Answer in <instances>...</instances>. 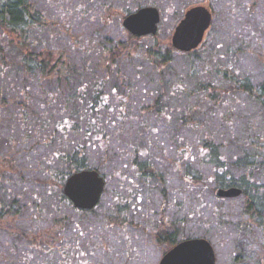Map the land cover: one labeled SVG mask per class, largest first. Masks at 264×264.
I'll list each match as a JSON object with an SVG mask.
<instances>
[{"label": "trees", "instance_id": "trees-1", "mask_svg": "<svg viewBox=\"0 0 264 264\" xmlns=\"http://www.w3.org/2000/svg\"><path fill=\"white\" fill-rule=\"evenodd\" d=\"M122 5L117 6L115 0H0V239L6 235L11 240V245L3 241L6 249L17 250L16 242L21 246L17 238L23 237L33 252L50 254L55 248L62 253L67 240L77 241L83 235L82 221L72 215L86 213L76 211L62 186L70 175L83 169H97L103 175L101 167L92 165L94 151L116 156L132 175L146 174L150 165L138 142L150 126L142 113H151L150 118L159 120L170 111L178 112L176 121L171 122L172 130L165 135L172 144L179 141L178 133L200 131L196 149L185 143L175 161L186 159L183 178L187 187L193 188L196 196L208 180H217L215 191L241 187L244 215L250 221L259 218V224L264 225V199L251 194L250 182L244 176L230 178L224 173L228 166L250 175L264 169V70L256 73L251 66L246 71L236 63L248 57L258 64L252 57L256 56L264 64V41L256 37L262 33L264 40V20L254 18L258 10L264 16V0L240 5L245 24L238 36L235 31L229 34L231 42L219 54L216 47L220 49L221 43L213 50L205 40L198 49L182 52L160 33L134 36L124 28L123 19L147 4L133 8L128 3ZM215 54L221 59H215ZM177 55L191 59L187 77L196 81L192 89L183 79L176 84L168 81ZM224 58L227 61H222ZM130 65L149 66L144 75L155 86L152 99L139 100L134 115L128 114L126 99L135 91L134 81L142 77L127 76ZM136 70L143 68L137 66ZM262 74L261 81L253 82ZM230 93L247 95L256 107L243 115L247 125L238 134L229 132L235 123L230 112L222 108ZM187 96L195 99L194 105L186 107L183 100ZM197 99L203 109L201 103L195 104ZM213 119H218L217 127L211 125ZM222 127L241 151L240 157L234 154V159L226 161L227 144L214 133ZM118 132L120 138H114L113 143L111 137ZM131 136H135V148L129 147ZM204 164L213 170L206 178L200 171ZM149 173L155 175V169ZM27 179L38 187L26 193L31 197L27 207L35 215L44 212V220H49L47 228L40 229L32 220L26 229L18 226L26 209L22 193L27 191ZM20 187L22 192L15 194L13 190ZM165 224L161 222L154 237L170 250L178 241V226L174 223L169 229ZM70 226L73 233L66 236ZM25 258L12 262L0 256V264H24Z\"/></svg>", "mask_w": 264, "mask_h": 264}, {"label": "rangeland", "instance_id": "rangeland-1", "mask_svg": "<svg viewBox=\"0 0 264 264\" xmlns=\"http://www.w3.org/2000/svg\"><path fill=\"white\" fill-rule=\"evenodd\" d=\"M244 2H248V0H115L117 6L128 3L131 8L139 4H147V6L148 4L155 6L158 4L161 11L158 33L161 37H167L166 41L169 43L175 27L188 8L197 4L208 6L214 12L211 25L214 30L209 29V36L206 35L205 40L209 44V48L213 50L218 43H221L220 49L216 47L217 54L224 53L226 50L231 42V40L228 41L231 32L235 31V36H238L237 32H241V27L245 24L243 22L245 16L240 12V5ZM257 17L264 20V16H261L259 10L254 18ZM256 37L257 39L260 38L262 42L264 41L262 33H258ZM257 39L256 46L258 47ZM252 57L258 61V64L253 61V58L248 57L236 63L240 67L243 66L246 71H248L246 67L252 66L253 72L260 73L264 70V64L256 56ZM215 59L221 58L215 54ZM189 60L191 61L184 55L176 56L173 70L170 72L172 78L168 80L169 82L176 84L183 79L189 89L196 86V81L187 77ZM222 61L227 60L224 58ZM137 66H142L143 70H136ZM255 66L256 68H253ZM138 69L140 68L138 67ZM144 70H150V67L147 65H130L126 68L127 76L140 74L142 77V80L139 78L138 81H134L135 91H132L126 99L129 115H134L139 100L149 102L152 99V94L155 93V86L150 85L149 81L146 80L145 75L147 74ZM258 76L253 79V82H259L263 79V74ZM225 97L226 100L222 108H224V112L225 110L230 112L231 120L235 123L229 132L233 131L234 134H238L241 132L242 126L247 125L242 120L243 115L250 113L256 107L251 98L243 93L237 95L230 93ZM185 98L183 102H186V107L194 105L195 99L192 96ZM168 100L169 106H172V99L168 98ZM238 101L244 104L240 105ZM201 102L197 99L195 104ZM177 103L174 101L175 107H178ZM200 109H203L202 103ZM220 112H222L221 109ZM150 115L151 113L141 114L143 117H148L146 124L150 128L142 132L141 141L139 140L138 144L142 146L140 150L143 153V158L147 159L149 165L155 169L156 174L153 176H150V173L144 174L145 182H141L143 178L134 181L138 188L135 189L136 199H131L133 206L127 208L130 209L129 211L127 209L126 212L115 211L114 209L119 203L123 204L127 200V188L131 187V185H127V180L121 175L129 177L132 176V173L121 165L122 160H118L116 156L113 158L106 155L102 156L103 152L94 151L91 154L93 156L90 157L92 165L101 167L103 176L107 180V186L101 202L94 211L84 215H78V213L72 215L74 220L82 221L83 235L77 241L67 240L66 245L62 248V253L54 248L53 253L50 252V254L42 251L39 253L31 251L27 246L29 244L28 239L23 237L17 238L19 239L18 242L21 243L19 246L16 242L17 250L6 249L5 246L3 247V241L11 245V240L6 235H1L0 256L14 262L26 255L24 264H68L70 260L69 264H159L168 249L167 245L159 243L155 239L154 234L160 222L165 221V223L172 225L177 223L178 233L176 235L178 239L188 237L208 239L216 252V264H255L254 255L259 258L260 264H264V232H260L259 227L254 225L253 219L250 221V218L244 215L245 198L222 199L217 197L214 190L217 186L216 179L208 180L203 192L198 196H196V191L193 188L187 187L188 181L183 178L186 159L183 158L182 163L175 161L182 154L184 150L182 145L185 143H189L192 150L193 147L196 149V135L199 136L200 131L189 130L184 131V134L178 133L179 141L172 144L170 138H166L165 135L167 130H172L171 122L172 120L176 121L178 112L171 113L170 111L166 117L162 116L159 120L150 118ZM211 121L214 123L211 124L214 127L219 124L218 119ZM229 132L223 127L214 132L217 136L222 137L227 144L224 148L226 161L234 159V154L237 157L241 155L236 144L230 141L232 138ZM132 135L134 134L132 133ZM116 137L120 138L119 132L111 137L113 143H115L114 138L116 139ZM144 139L149 140L144 141ZM130 142L132 144H129V147L136 146L135 136H131ZM180 160L182 161V159ZM193 164L197 168V162L193 161ZM200 171L205 173L204 178H206L213 170L212 166L204 164ZM224 173L228 174L230 178L244 176V179L250 182L251 194H254L258 200L264 199V169L255 172V175H250L245 170L228 166ZM25 186L27 191L22 193L24 196L22 201L26 202V209L23 211L24 217L21 218L23 222L18 226L26 229L32 220L37 222V227L40 229L47 228L49 220H44V212L41 211L40 214L35 215L33 210L31 211V208L27 207L31 197L27 196L26 193L35 192L38 187L29 182L28 179L25 181ZM13 192L16 194L22 192V189L21 187L16 188ZM170 228L171 226H169ZM71 233H73V229L70 226L64 234L69 236ZM241 252L243 253L242 257L240 256Z\"/></svg>", "mask_w": 264, "mask_h": 264}, {"label": "water", "instance_id": "water-1", "mask_svg": "<svg viewBox=\"0 0 264 264\" xmlns=\"http://www.w3.org/2000/svg\"><path fill=\"white\" fill-rule=\"evenodd\" d=\"M161 12L156 6H145L128 14L123 26L134 36L155 35L159 29ZM213 22V12L203 4L188 8L174 29L172 45L179 51L191 52L203 43ZM106 189V179L97 169H83L70 175L62 187L63 193L81 210L95 208ZM244 189L238 186L220 187L221 198L238 197ZM216 252L206 238H188L161 258L159 264H216Z\"/></svg>", "mask_w": 264, "mask_h": 264}, {"label": "flooded vegetation", "instance_id": "flooded-vegetation-1", "mask_svg": "<svg viewBox=\"0 0 264 264\" xmlns=\"http://www.w3.org/2000/svg\"><path fill=\"white\" fill-rule=\"evenodd\" d=\"M160 24V23H159ZM158 31H159V29H158ZM158 33V32H157ZM146 36H148V35H146ZM136 146H133L132 148H135ZM151 166L150 167H148V169H147V173H149L150 171H151ZM144 177H145V175H132V176H129V177H124V179H126L127 180V185H131V187H129V188H127V191H128V193H127V200L126 201H124V203L123 204H120L119 203V205H117V208L116 209H114L115 211H125L126 212V209L127 208H129V207H132L133 206V204H131V199L132 198H135L136 199V191H135V189L136 188H138V187H136L135 186V183H134V181L136 180V179H140V180H142V178H143V180L141 181V182H145V179H144ZM106 186H107V180H106ZM63 187V186H62ZM105 191H106V189H105ZM105 191H104V193H105ZM104 193H103V195H104ZM103 195H102V197H103ZM102 197H101V200H102ZM68 198V197H67ZM69 199V198H68ZM223 199V198H222ZM70 200V199H69ZM101 200H100V202H101ZM99 202V203H100ZM99 203H98V205H99ZM97 205V206H98ZM164 205V204H163ZM97 206L95 207V208H93V209H91V210H81V209H78V208H76V207H74L75 209H76V211H81V212H84V213H88V212H91V211H93L94 209H96L97 208ZM130 209H127V211H129ZM253 221L255 222V226L258 228L259 227V229H260V232H264V225H260L259 224V218H255V219H253ZM162 222V221H161ZM161 222H160V224L157 226V228L155 229L156 230V232L158 231V229L160 228V226H161ZM165 226H166V228H168L169 226H172V224H168V223H166L165 224ZM188 238H190V237H188ZM178 239V238H177ZM185 239H187V238H182V239H178V241L171 247V248H173L174 246H176L178 243H180L181 241H183V240H185ZM170 248V249H171ZM169 251V250H168ZM242 257V256H241ZM253 259H254V263L255 264H260L261 262H260V260H259V258H257V256L256 255H254V257H253Z\"/></svg>", "mask_w": 264, "mask_h": 264}]
</instances>
